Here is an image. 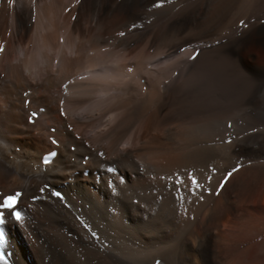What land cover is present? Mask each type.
Wrapping results in <instances>:
<instances>
[{
    "label": "bare ground",
    "instance_id": "obj_1",
    "mask_svg": "<svg viewBox=\"0 0 264 264\" xmlns=\"http://www.w3.org/2000/svg\"><path fill=\"white\" fill-rule=\"evenodd\" d=\"M154 1L0 0V197L24 217L5 210L8 264H264V0L170 19ZM190 26L197 61L128 62ZM215 51L235 81L211 106L190 72Z\"/></svg>",
    "mask_w": 264,
    "mask_h": 264
},
{
    "label": "rangeland",
    "instance_id": "obj_2",
    "mask_svg": "<svg viewBox=\"0 0 264 264\" xmlns=\"http://www.w3.org/2000/svg\"><path fill=\"white\" fill-rule=\"evenodd\" d=\"M169 1L171 2V0H167V2L166 0H163L162 6L160 7L154 6L155 4L159 2V0H157L156 2L154 1L152 4L153 8H150V9L154 10L160 16H164L165 14L166 18L170 19L173 16L180 14L184 10L185 6H187L186 0L184 1L172 0L171 3H169ZM230 30L231 28L229 27L226 28V31L224 30V36H225L224 39H227L229 37L232 31ZM196 31L197 30H195L192 26H190V27H187L182 32L181 36L180 35L178 37L173 36V35L172 36L171 35L161 36L157 45H155L152 48H150L149 45L147 44L148 40H145L142 45L143 51H140L141 48H139L132 55H130L127 60L130 63L134 59L139 58L141 63H147L150 60H153L160 55H165V57L163 58V62H169V61H173L176 58H180L178 57L179 55L180 56L182 55L181 57L182 59L184 55L186 56L185 58L189 59L192 62L197 61L199 54H197L195 51L196 45L192 44L191 42L181 43L183 39L187 37L190 38V37L195 36ZM69 34L71 35V38H69L70 39L69 41L70 43H73V41L77 39V35L71 34V33ZM176 45L179 46V48L176 50H172V47ZM255 47L257 49H255ZM261 47H262V50L264 51L263 46H259V45H256V46L254 45L250 48V51L252 52V56L250 57V59L252 63L259 65V66L264 65V53L262 52ZM203 55L206 57L201 56V58H199L201 60H199L196 63L195 67L190 72V77L193 80V82H195L194 84L198 85V87H196L193 90H196L195 93H197L196 95H198L197 97L199 98L206 97L208 99L209 97L208 101L207 100L205 101L207 102L208 105L217 106V105H220L223 101L221 99V94L229 93L230 95L231 93L234 92L233 86H234L235 78L234 77L232 78L229 77V79L228 77L225 78L226 71L229 67H231V64H230L229 59L224 57L219 51L212 52L211 54L206 53ZM193 56H195V59H192ZM244 56L248 57L247 53H245ZM74 69H76V67ZM224 80H227V81L224 82ZM229 124H231V127H232L233 123L231 120H228L226 124L228 128H230ZM240 167L242 168V165L239 163L234 169H237L236 171H238L241 169ZM157 261H159V259H157Z\"/></svg>",
    "mask_w": 264,
    "mask_h": 264
},
{
    "label": "snow or ice",
    "instance_id": "obj_3",
    "mask_svg": "<svg viewBox=\"0 0 264 264\" xmlns=\"http://www.w3.org/2000/svg\"><path fill=\"white\" fill-rule=\"evenodd\" d=\"M9 4L13 2V0H8ZM163 0H159L157 4H155V7L162 6ZM241 25H244V21H241ZM120 35H123V33H120ZM3 50V46L0 45V51ZM192 59H195V56L192 57ZM37 113H32V116H36ZM229 127H231V124H229ZM228 143H231V138L227 140ZM53 143H55V140H53ZM52 156L55 155V153L51 154ZM102 155V154H101ZM44 163H48V158L46 157L44 160ZM237 169H232V171L228 172L227 176H225L224 181L221 182L220 188L222 189L224 187L225 182L227 181L228 177L232 175V172H235ZM214 171V170H213ZM188 178L191 181L192 190L195 191L197 189H200L203 187L200 183L197 182V179L195 176H192L191 173L188 174ZM168 179H173L172 177H169ZM211 179V177H209ZM175 185H177V191L179 192L180 186L184 184V181L181 177L177 176L174 179ZM44 189H41V192H43ZM217 194H219V189L217 190ZM55 195L59 196V193H55ZM22 196V193L15 192L12 195H4L0 197V226L5 225L6 223V211L8 212L11 217L14 218L15 221L21 222L23 221L24 217L20 210L17 208L18 201L20 200ZM180 200H183V195L178 197ZM202 198V197H201ZM34 199H38V197H34ZM5 241V232L2 228H0V247L3 246ZM0 264H8V257L6 256L5 252L0 251Z\"/></svg>",
    "mask_w": 264,
    "mask_h": 264
}]
</instances>
